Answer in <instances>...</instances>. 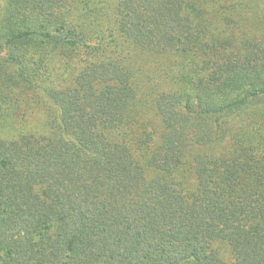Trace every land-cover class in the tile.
Returning <instances> with one entry per match:
<instances>
[{"label":"trees","instance_id":"16d2710c","mask_svg":"<svg viewBox=\"0 0 264 264\" xmlns=\"http://www.w3.org/2000/svg\"><path fill=\"white\" fill-rule=\"evenodd\" d=\"M0 264H264V0H0Z\"/></svg>","mask_w":264,"mask_h":264}]
</instances>
